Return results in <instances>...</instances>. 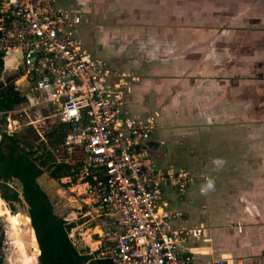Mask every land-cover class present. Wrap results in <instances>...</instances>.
<instances>
[{"label":"crops","instance_id":"0c3cea01","mask_svg":"<svg viewBox=\"0 0 264 264\" xmlns=\"http://www.w3.org/2000/svg\"><path fill=\"white\" fill-rule=\"evenodd\" d=\"M58 1L83 17V44L94 57L133 75L125 104L132 117L154 120L157 165L174 169L158 158L160 145L173 147L174 121L183 150L194 141L212 157L193 167L183 194L163 186L173 228L208 232L182 240L180 253L191 264H264V113L252 112L264 109V82L254 80L264 76V49L256 47L264 43V0ZM15 75L4 68V77ZM215 158L226 163L217 168ZM208 179L214 186L202 192Z\"/></svg>","mask_w":264,"mask_h":264},{"label":"built area","instance_id":"2783aa9c","mask_svg":"<svg viewBox=\"0 0 264 264\" xmlns=\"http://www.w3.org/2000/svg\"><path fill=\"white\" fill-rule=\"evenodd\" d=\"M0 48L11 55L21 46L25 67L16 81L29 77L34 95L26 110L49 108L70 131L65 145L80 149L85 177L97 198L93 210L97 249L114 264H191L179 244L189 236L208 238L203 226L173 228L162 210L165 183L183 194L193 180L185 170L162 169L151 157L152 118L131 116L121 77L84 47L83 17L58 0H2ZM120 76H123L120 74ZM4 79V78H2ZM11 125L19 120L11 112ZM13 132V133H14ZM43 138L42 134L39 133ZM214 264H227L219 258Z\"/></svg>","mask_w":264,"mask_h":264},{"label":"rangeland","instance_id":"374dc122","mask_svg":"<svg viewBox=\"0 0 264 264\" xmlns=\"http://www.w3.org/2000/svg\"><path fill=\"white\" fill-rule=\"evenodd\" d=\"M256 47H260L263 50L264 43L258 44ZM88 51L91 57L95 58L94 53L89 48ZM254 51L255 47L249 53L252 54L254 53ZM237 64L244 66L242 61ZM245 65H247V63ZM113 70L117 72V81L120 80L121 77H124L123 80L126 81L125 85L121 82V88L123 92H125L126 101V92L128 93V88L130 86L129 82H134V77L133 75L127 72H124L122 74L123 76H120L121 73L118 70ZM6 79L7 77H1L0 81L5 83ZM254 80H260L262 84L264 82V76L256 77L254 78ZM13 86L15 92L21 94V96L24 98V101H21L20 103L15 104L12 108L3 111L5 113H13V115H15L14 117L18 118L19 120L20 127L9 136L18 135L17 137L21 139L26 138V136H29L30 139L33 140L35 145L40 144V140H43V138L38 140L36 138V135L39 133L47 132V130L50 132L53 131L54 126L62 124L61 117L57 116V118H51L53 114L52 110L44 107L25 111L24 107L29 96L34 95L33 83L31 81V78L27 77L20 82L16 81L15 79L13 81ZM198 111H204L208 113L210 110L199 109ZM252 112L257 113L259 116L262 112L264 113V109H255L252 110ZM8 118L9 117H7V119ZM175 122L176 121H174V123L170 125L171 129L173 130V136L175 138H172L174 139V141H172L173 147L170 148L169 152H164L162 148L167 147L160 145V147H158L159 153H162L160 154L161 157L159 156L158 158H160V160L164 163H167L172 166V168H174L175 170L177 168L178 170H185L191 173L192 176H194V174L191 172L194 171L193 167L195 168L197 165H199L202 160L204 162H210L212 160V157H208L207 153H205V155H202V149L195 151L194 141L189 144L191 146L188 147L187 151L183 150L185 148L183 147L184 145L178 144L179 142L177 138L179 135H177V133L179 125L178 122ZM262 129L264 130V128ZM69 131V129H66L65 133L68 134ZM1 132H5V126L2 124ZM63 140L64 147H61L57 144L54 145L49 142L48 147L44 149L45 157L47 159H45L46 163L47 161H51L48 155H46L48 154V152L53 155L56 161L51 167L46 169V173L43 176L42 185L46 192L49 194V197L51 199V202L53 203L54 209L56 210L57 214L63 216L69 222L76 224V226L71 231V236L75 239L78 248H80V250L87 251L92 254L98 251L96 244L97 235H94L96 229L93 228L94 225L98 223V220L94 217L93 214V210L96 209L95 206L97 198L94 193L90 191L89 185L83 182V180L85 179L83 166H81L82 163L80 161H76V159H78V157L80 156V153H75L76 150L69 151L68 146L65 145L66 138H63ZM38 152V154H41L43 151L41 150ZM72 153L73 155L71 157L70 154ZM252 161H254V159ZM52 162L53 161L49 162V164H51ZM18 185L19 183H17L15 186L18 187ZM0 209L3 214L7 215L0 216V239L3 240L1 256L3 258L4 264H29L27 260L30 259L33 262H31V264H39L35 259L34 249L32 247L33 239L30 225H17L14 219L12 218V214L10 212V209L8 208V204L4 200H2L1 197ZM16 211V213L28 215V207L24 201L16 205ZM190 212L193 218L199 216L198 212L196 211ZM10 222L13 224L14 227Z\"/></svg>","mask_w":264,"mask_h":264},{"label":"trees","instance_id":"16d2710c","mask_svg":"<svg viewBox=\"0 0 264 264\" xmlns=\"http://www.w3.org/2000/svg\"><path fill=\"white\" fill-rule=\"evenodd\" d=\"M1 6L2 0H0V8ZM1 17L2 13H0ZM3 37L4 34L0 31V43ZM3 55L4 51L0 48V78L4 77ZM15 79L16 76H9L5 83L0 81V111L10 109L15 104L24 101L21 94L14 90L13 81ZM6 117L7 114H4L0 120V132L1 124L5 126V132H1L0 139V197L8 204L12 218L17 225H30L33 239L32 247L37 263L114 264L112 258L101 254V250L90 254L78 248L75 239L71 236V231L76 224L57 214L49 194L42 185L46 169L56 161L53 155L48 152L46 155L53 162L49 164L51 161H47L46 163L44 149L48 147L49 142L64 147L63 138H66L67 135L65 130H70V127L65 124L54 126L53 131L47 130V132L41 133L43 140L41 135L37 134L36 138L41 139V143L35 145L29 136L23 139L18 138V135L9 136L11 134L7 129ZM41 150L43 152L38 154V151ZM75 153H80L76 161L81 162L83 159L81 150L77 149ZM72 155L73 153L70 154L71 157ZM83 182L93 184V179L91 176H87ZM17 183H19L18 187L15 186ZM22 201L28 207V215L16 213V205ZM3 215L5 214L0 209V216ZM2 247L3 240L0 239V264H4L1 256ZM27 261L29 264L32 262L31 259Z\"/></svg>","mask_w":264,"mask_h":264},{"label":"water","instance_id":"95a60500","mask_svg":"<svg viewBox=\"0 0 264 264\" xmlns=\"http://www.w3.org/2000/svg\"><path fill=\"white\" fill-rule=\"evenodd\" d=\"M11 55H3L4 68H16L25 67V59L21 46H15L11 48Z\"/></svg>","mask_w":264,"mask_h":264},{"label":"clouds","instance_id":"9594fccd","mask_svg":"<svg viewBox=\"0 0 264 264\" xmlns=\"http://www.w3.org/2000/svg\"><path fill=\"white\" fill-rule=\"evenodd\" d=\"M213 165L217 168L221 167L224 163H226V161H224L221 158H215L212 161ZM214 186V181L212 179H208L206 181V183L202 186L201 191L202 192H207L209 190H211Z\"/></svg>","mask_w":264,"mask_h":264},{"label":"bare ground","instance_id":"6f19581e","mask_svg":"<svg viewBox=\"0 0 264 264\" xmlns=\"http://www.w3.org/2000/svg\"><path fill=\"white\" fill-rule=\"evenodd\" d=\"M7 69H9L13 75L16 74L15 75L16 77H20L22 75V71L20 69H17V68H7ZM8 117H9V123L7 125V129H8L9 134H12L15 130L14 126L16 125L14 124V122H13L14 126L11 125L10 116L8 115Z\"/></svg>","mask_w":264,"mask_h":264}]
</instances>
